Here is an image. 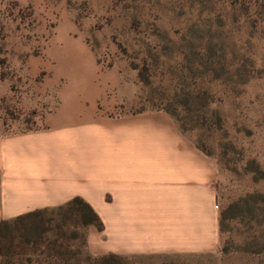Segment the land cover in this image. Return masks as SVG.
Returning <instances> with one entry per match:
<instances>
[{
	"label": "rangeland",
	"instance_id": "obj_1",
	"mask_svg": "<svg viewBox=\"0 0 264 264\" xmlns=\"http://www.w3.org/2000/svg\"><path fill=\"white\" fill-rule=\"evenodd\" d=\"M52 1L66 7L103 66L134 76L138 91L122 113L182 115L178 104L206 91L214 101L206 113L221 120V129L198 125L186 134L218 164V250L124 257L122 264H264V0ZM33 3L0 0V137L41 128L56 104L44 74H31L46 63L42 28L47 35L65 26L39 20ZM202 104L191 109L205 112ZM44 218L61 225L56 211ZM73 230L68 224L62 232ZM31 253L17 250L7 264L49 263ZM66 256L69 264L94 258L79 242Z\"/></svg>",
	"mask_w": 264,
	"mask_h": 264
},
{
	"label": "crops",
	"instance_id": "obj_2",
	"mask_svg": "<svg viewBox=\"0 0 264 264\" xmlns=\"http://www.w3.org/2000/svg\"><path fill=\"white\" fill-rule=\"evenodd\" d=\"M61 30L42 34L44 91L56 104L42 127L0 137V223L83 200L102 223L87 231L93 256H199L220 246L218 164L162 111L122 113L134 76L98 63L61 2L33 0Z\"/></svg>",
	"mask_w": 264,
	"mask_h": 264
},
{
	"label": "trees",
	"instance_id": "obj_3",
	"mask_svg": "<svg viewBox=\"0 0 264 264\" xmlns=\"http://www.w3.org/2000/svg\"><path fill=\"white\" fill-rule=\"evenodd\" d=\"M98 63L100 62L98 61ZM104 67L111 68L112 66L108 65ZM200 101L204 103L202 105L205 107V112L204 110H200L202 108L198 110L191 109L195 103ZM213 104L212 97L206 91H203L193 94L192 97L187 96L185 101L178 104L182 115L166 109L156 111L168 114L181 133L192 141L186 134L188 131L193 130V127L202 125L208 128L215 127L216 129H221L220 118L214 113H206V110ZM213 118L214 122L211 123L210 121ZM192 142L198 150L210 157L199 143ZM49 211H56L58 213V216L61 217V225L56 224L53 226L52 219L47 220L44 218V214ZM68 224L75 228L69 234V237L62 232L63 226ZM90 227L100 232L102 230V223L92 208L79 198H75L68 204L58 208L34 211L12 220L2 221L0 223V258L4 264H7L17 250L29 251L31 248V256H36L35 259L44 257L49 260L48 264H69L67 261L70 259H67L66 255L71 247V243L79 242L80 245L85 246L87 249L86 237L87 230ZM78 230L82 232L80 233ZM50 234L56 236V238L49 239L48 235ZM93 257L87 259L85 264H122L124 259V257L114 254ZM41 263L43 264L44 262Z\"/></svg>",
	"mask_w": 264,
	"mask_h": 264
}]
</instances>
